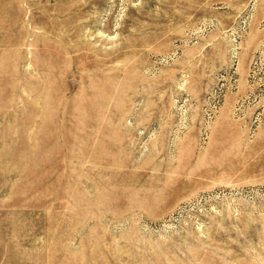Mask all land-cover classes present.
<instances>
[{
    "label": "rangeland",
    "instance_id": "1",
    "mask_svg": "<svg viewBox=\"0 0 264 264\" xmlns=\"http://www.w3.org/2000/svg\"><path fill=\"white\" fill-rule=\"evenodd\" d=\"M0 264H264V0H0Z\"/></svg>",
    "mask_w": 264,
    "mask_h": 264
}]
</instances>
